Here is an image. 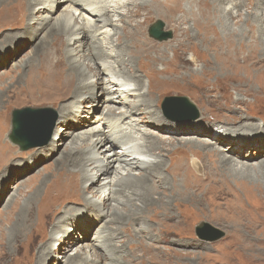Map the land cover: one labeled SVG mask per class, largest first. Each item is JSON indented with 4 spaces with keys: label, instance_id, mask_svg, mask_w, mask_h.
I'll use <instances>...</instances> for the list:
<instances>
[{
    "label": "rangeland",
    "instance_id": "rangeland-1",
    "mask_svg": "<svg viewBox=\"0 0 264 264\" xmlns=\"http://www.w3.org/2000/svg\"><path fill=\"white\" fill-rule=\"evenodd\" d=\"M58 1L62 0H56L53 3L52 0L42 2L37 7L38 10L54 5L50 8L51 12L48 11V8L41 9L31 16L28 15L29 17L27 16L25 21L20 19L22 17L20 15L25 14L24 11L20 12V10H15V12L7 15H0V108L3 109L2 111L5 110L3 115L6 117L7 123L0 125L3 131L0 136V150L4 142L13 149L10 159L6 157L1 161L3 157L0 158V224L5 234L9 226L5 213L10 205L14 207V202L23 203V199L29 196L30 190L35 188H40L43 195L48 185L64 172L63 170L67 165L64 157L67 156V150H71L70 144L74 140L78 143L84 140L87 143L94 141L96 139L94 134L88 135L85 139V133L103 130L104 120L102 116H105L107 107L116 109L115 106L107 105L104 102L100 104L98 101L84 103L83 98L87 94L83 93L81 95L82 100L75 105V108L71 110L69 108L68 118L77 119L79 122L75 125L61 117L60 109H62L63 103L56 104L54 96L48 95L49 90H45L46 92L43 94L41 91L34 93L35 95L32 93L31 96L35 97V101H29L28 95L24 93L32 81L38 77L43 82L51 83L50 87L57 86V81L55 79L49 81L48 77L54 73L57 77L68 73L69 70L67 69L70 65L65 50H74L72 60H80L81 57V63L85 62L87 66L92 64L89 59H91L93 52L92 49L87 48V45L91 43V38L88 36L68 37L64 47L58 43L57 35L46 37L53 23L46 25L48 15L56 19L68 13L76 14V18L80 14V8ZM195 1H199V3L195 6V10L190 11L193 15L189 19L180 15L189 7L192 10L188 0H181L178 5L172 4L171 7L173 8L180 7L177 11L172 8L161 7L163 11L156 12L150 6L142 4L130 10L136 9L145 15L140 23L131 25L134 30L128 31L123 28L122 23L117 22H114L113 29L108 30L109 34L118 33L116 39H112L115 42L118 39V42L120 41L125 45L126 55L127 53L131 55L130 46H135L141 32L145 34L148 41L163 47L161 50L150 47L143 53L132 54L134 57H128L129 62L122 67L125 75L129 77L127 79H132L131 75L138 74L137 69L145 64L156 68L154 72L149 71L152 90L150 94H144L146 100L139 105V109L146 107L144 102L147 104L148 102H156V107H161L163 110V104L167 100L179 97L186 98L193 104L197 114L192 110L188 113L172 108L175 104L168 103L170 105L168 114L163 110V113L168 115V117L165 116L167 123L189 125L193 122L197 127L203 124L209 129V131L200 133L202 136L189 134L190 131L183 132V129L180 130L181 127L175 129L171 126L166 127L169 130L174 129L175 133H179L175 135H172V132H169L168 135L163 133V135L154 131L155 137L167 138L164 139L165 146L169 147H166L162 155L157 154V150L149 154L165 160V170H161V172L166 175L169 183L173 182V185L177 187L181 184L187 185V189L181 192L184 193L183 196H176L175 191L170 190L162 182H158L159 175L152 174V182L150 181L149 184H155L150 187L151 190L153 188L154 200L149 204L148 202L143 204L142 201H135V207H141L142 213H146L140 216L146 220L144 223L152 234L142 237L138 228L140 224L143 226V223L142 221L140 223L134 221L133 218L135 219V217H131L132 215L124 218L123 224L108 223L109 228L102 231L110 230L109 232L114 235L112 243L116 244L114 246L117 248V252L113 260L107 259L108 252L111 251L101 248L95 243L97 232L106 222L111 220L112 206L105 210L107 216H99V223L87 231L85 226L89 227L90 220L94 217L90 212H95L97 208L86 207L83 205V200L69 199L65 201L62 206L63 211L57 219L67 217L69 212L72 213V216L68 218L69 223L64 224L60 231L51 235L55 237V240L53 242L50 240L44 244L46 246L49 243H54L58 247L52 255L53 259L52 256H46V264H71L75 257H79L77 260L79 264H109L110 262L116 264L124 258L127 262L125 264H264V165L261 163L264 160V153H260L262 157H259V149L264 150V17L260 15L262 19L256 16L257 13L264 16V0H235V4L239 5L237 10L232 9L234 3L230 0H223V2L221 1L222 4L218 0L214 2L211 0ZM216 3L218 7L215 6ZM207 4L208 6H206ZM191 5H193L192 1ZM200 5L207 7L211 13L208 12L203 16V13L198 10L203 8ZM220 5L226 10L232 11V15L229 14L231 17H225L226 14ZM122 10L123 8L119 9L121 12ZM113 15V19L116 20L117 15ZM125 17L127 16L125 15ZM90 20L93 19L90 18ZM158 20L164 23L165 32L170 31L172 33V38L167 41L160 42L149 35L150 26ZM85 21L78 18L80 24ZM142 21L146 22V26L140 28ZM29 24L31 25L30 29ZM106 36L104 35L101 39L103 40ZM127 42L128 46L126 45ZM113 50L117 49H108V52L113 54ZM44 53L47 55L46 58L43 57ZM126 55L124 53L121 58L125 59ZM106 61H110V59H106ZM167 68L166 77L172 76L170 82L156 87L155 82L165 77L159 75V70ZM146 73L148 74V71ZM109 79L106 74L102 76L100 82L95 85V96L102 97L100 93L105 90L103 88L106 80ZM140 83L144 86L142 92L146 91L148 79L142 77ZM19 94H21L19 98H22L20 102L18 101ZM70 98L72 97L68 99ZM131 100L134 101L135 99L131 98ZM70 102L69 100L67 103ZM27 107L53 110V113H51L52 111L47 112L45 116L47 118L52 116L54 122L51 137L46 142L41 144L37 142L38 144L33 147L23 150L20 146L12 143L9 136L12 132L13 112ZM79 110L80 112H76ZM117 110L116 112H118ZM153 115L156 116V113ZM3 122L1 121V123ZM27 123L28 120L22 119L19 127L25 128ZM247 125L254 128L243 129ZM140 128L145 130L146 126L141 125ZM58 130L61 136H56ZM193 132L197 133L195 130ZM223 132H226L227 139H225ZM221 133L225 142L221 145L216 144ZM189 139L194 140L195 143L205 140L204 142L210 146L207 150L193 148L189 143L186 144ZM229 148H233L235 152L242 155L234 154L228 150ZM209 150L214 151L211 158L205 155ZM95 151L98 149L89 155L90 159L94 156ZM114 151L121 152L119 147L111 150V152ZM216 151L220 152L221 155L222 151H225L223 152L225 155L241 163L239 167L250 170V175L245 178L244 175L236 176L230 174L225 168V170L222 169L223 166L217 161V158L222 156L219 153L218 155ZM111 152L107 151L106 155ZM249 154H253L256 158L245 161L244 159L251 156ZM1 155L2 152L0 151ZM169 155L171 157H168ZM192 157H196L199 161L201 174L196 173L189 164ZM228 160L230 159L228 158ZM186 165L188 167L183 171ZM133 171L137 175L145 173L141 170ZM112 178L113 176L107 181L112 180ZM5 187H8L6 191L4 190ZM95 188L97 187L92 186V182L89 183L86 179L80 184L78 190L86 198L96 201L97 197L92 198L98 196ZM216 188L218 191L221 188L225 194L222 193L220 198L214 197L212 194ZM177 189H182V187ZM126 195L133 198L137 194L134 191L127 192L124 196ZM96 204L101 209L105 208V204L101 200L97 201ZM114 204L111 201V205ZM123 209L125 210V207ZM124 210L122 213L126 214L127 210L126 212ZM37 220L36 215L35 221ZM203 222L222 231L223 237L212 242L207 239L208 232L205 236H199L197 227ZM37 231L38 237L34 243L33 240L30 241L25 236L19 254L14 255L15 258L11 260L10 257L3 256L4 260L0 258V264H7L8 262L9 264H18L19 262L22 264L28 260H30L28 264H35V260L40 255V250H36V247L41 243V238L45 234L43 227ZM162 237H166L169 244H160L159 239ZM2 238V233H0V240ZM56 238L61 241H56ZM184 240L186 244H184ZM7 251V249L0 250L1 253Z\"/></svg>",
    "mask_w": 264,
    "mask_h": 264
},
{
    "label": "bare ground",
    "instance_id": "bare-ground-1",
    "mask_svg": "<svg viewBox=\"0 0 264 264\" xmlns=\"http://www.w3.org/2000/svg\"><path fill=\"white\" fill-rule=\"evenodd\" d=\"M46 1L44 0H0V15H7V14L13 13V11L15 12V10L17 11L20 10V12L21 11L25 12V14L21 13L22 15H20L22 16L20 17V19L22 18V21H25V18L28 15L31 16L33 13L39 12L41 9L44 10L45 8H48V11L51 12L50 8H52L54 5H51V7L50 6L43 7L39 10L37 8L40 4H42V2L44 3ZM54 1L56 0H52V3ZM188 1L190 2V3L188 2V4L192 6V10L189 7L187 8V11L181 12L180 14L181 17H185L187 19H189L193 15L191 14L190 11L195 10V6H197V4L199 3V1L196 2L195 0H188ZM191 1L193 5H191ZM211 1L214 2L217 0H211ZM218 1L221 4L223 2V0H218ZM226 1H229V0H226ZM230 1H233L234 3V5L232 4V9L237 10L239 5L235 4L236 1L235 0H230ZM58 2H66L69 6L72 5L78 9L80 8L79 9L80 14L76 18L75 17L76 14L68 13L65 16H59L56 19H53L51 15L50 16L48 15L46 18L47 20L46 25L50 24L51 22L53 23L50 26L48 33L46 34V37H49L51 35H55V36L57 35L58 37L56 38H58V40L57 39L56 40L58 41V43H60L64 47L68 37H71V36L79 37L82 35L88 36L89 38H91L90 40L91 43L88 42L89 44L87 45V48L89 50L92 49V52H93L91 54V59H89L90 62H92V64L91 66H87L85 62L81 63V57H80V60H72L71 57L74 54V50H65L66 56L68 58L67 60L70 65L69 69H67L69 70L68 73L64 74L63 76L60 75L58 77L55 75V73L52 76L51 75L49 76V74H48L49 77L47 76L49 78V81H51V79H55L58 83L57 86L50 87L51 83L43 82L40 79H38L39 78L38 77L37 78L38 80L34 79L32 83L29 85V87L25 89L24 93L28 95L27 97H29V101H35L34 100L35 97L31 96L32 93L33 94L40 93L41 91V93L43 94L46 92L45 90L47 91L49 90L48 95L54 96V102L56 104L63 103V107L62 109H60L61 117L63 119L65 118L68 121H71L75 125L79 123L78 120L74 118L69 119L68 115L70 114V110L72 108H75V105L82 100L81 95L83 93L87 94V96L85 95L86 97L83 98L84 103L98 101L100 104L104 102L107 105L115 106L116 109H114V107H111V108L107 107L105 116H102L103 117L102 119L104 120L103 127H102L103 130L100 129L98 130V132H96V130H93L92 133H89V132L88 134L85 133L86 135L85 139L86 137H88V135L94 134L96 137L94 141H92L91 143H87L84 140L78 143V142H75L74 140V142L70 144L69 147H71V150L69 151L67 150V156L64 157L65 162L67 164L65 169L63 170L64 172L58 175L56 179L54 178L55 181L52 182L50 185H48L43 195L41 194L40 188L32 189L29 192V196L23 199L24 200L23 203H21L20 201L14 202V205H13L14 207L10 205V208L7 209L5 214H6V218H8L7 225L9 226L7 227V231H5L6 234L4 233V229L0 224V233H2V236H3V238L0 240V246H1L0 250L1 251L5 249L8 250L7 252H4V253L0 252V255H1L0 258H2L3 260H4L3 256H8L10 257V260H11L15 258L14 255L16 256L19 254V252L21 251V247H22L25 236H27L30 241L33 240V243H34L35 239L38 237L37 230H41V227H43L45 230V234H43V237L41 236L42 237L41 243L36 247V250H40V255L38 256V259L35 260V264H44L46 256L51 257L53 253L56 252L55 249H58V247H56L57 245H55L54 243H51V244L49 243V245H46V246L44 244L50 240L51 242H53V240H55V237L51 235L53 233L56 234L58 231H60V229L63 228L64 224L69 223L68 218L72 216V213L69 212L67 214V217L65 218L62 217L59 220L57 219V217L62 213L61 211H63L62 206L64 202L69 199L83 200L84 204L83 203L82 204L86 205V207L89 206V207L97 208L95 212L93 211L90 212L94 217L92 220H90L91 221L90 226L89 227L85 226V229L87 228L86 229L87 231H89V228L92 229L96 226V224L99 223V216H105V215L107 216V212H105V210L109 209V207L112 206L111 220L109 222H106V224L102 226V228H100V230L97 232V237H95V243L98 244V246H100L101 248L103 247L111 251V252H108L107 259L109 258L110 260H113L115 258L114 255L117 252V248L114 246L116 244L112 243L114 239V235L109 232L110 230L102 231L103 229L109 228L108 223L111 224V222L113 223L118 222L119 224H123V221L125 220L124 218L132 215L131 217H135V219L133 218L134 221L139 222V223L142 221L143 223L142 224L143 226H141L140 224V227L138 228V232L140 235L142 234L141 235L142 237L152 234V232L149 231L148 227H146L144 223V221L146 220L140 216L144 214L142 213L143 211L142 208L139 206L135 207L136 206L135 201H142L143 204L148 202L149 204V202L152 203V201L154 200V196L152 193L153 188L151 190L150 187L154 186L155 184L154 185L149 184L150 181L152 180L151 179L152 174L154 175L155 173L156 175H159L158 182L159 183L162 182L163 185L165 186L167 185V187L170 188V190L172 189L173 191H175V194H177L176 196L184 194L181 192H184L187 189V185H182V184L179 185L178 187H182V189L178 190L177 189L178 187L176 185H173V182L169 183L166 175L161 172V170H165V166H166L165 160L155 158L152 156V154H149L150 152L157 150L159 152V153L157 152V154L162 155L166 147H169L167 145L165 146L166 143L164 139H167V138H164V139L157 138L155 137L156 135L155 132L162 133V134L164 133L166 135H168L169 132H172V135H175L179 133H175L174 129L181 127L180 130L183 129L184 130L183 132L190 131L189 134H197L199 136H202L200 133L207 131V130L209 131L207 126L200 124L197 127V125H195V123L193 122L190 123L189 125H183L182 123L171 125L167 123L165 116L168 117V115H166L168 113L164 114L163 113L164 109L162 110L161 107H156L155 105L156 102L155 103L148 102V104L144 102V105L146 104V107L144 109L143 108L139 109V105L142 104L143 101L146 100V98L144 97V94L145 93L150 94L152 90L151 89L152 86L149 81V76L151 75V73H149V71L154 72L156 68H152L151 65L149 64H145L143 66L140 65L141 67L137 69L138 74H133V75L130 74L132 76V79H127L129 77L125 75L122 67L126 66V64L129 62L128 57H131V58L134 57V55L132 54L143 53L145 52L147 48H150V47L158 48L160 50L163 49V47L162 45H156L152 43L151 41H148L145 37V34L141 32L139 35V39L136 41V43L134 42L135 46H130L129 50H130L131 55L128 53L126 55L127 51H126L125 45L122 44V42L120 41L118 42V39H117V42L113 41L112 39V38L116 39V36L118 35V33H114V34L108 33V30L113 29L115 25L114 22H117L120 24L122 23L123 28H126V30L128 31L134 30L131 25L132 24L135 25V23H140V21L143 18H145V15H142L143 13H141L140 11H136V9L134 11H130L137 5L138 6L142 4L148 5L156 12L163 11L162 10L163 7L168 8V9L172 8L173 10L177 11L180 9V7L178 6L176 8H173L171 7V5L172 4L178 5L181 2V0H151V1H148V0H144V1L142 0H62ZM241 4H244V3L241 2ZM217 5L218 4L216 3L215 6ZM206 6H208V4ZM220 7L223 8L222 5H220ZM121 8H123L122 12L119 11V9ZM198 10L201 11V13H203V16L208 14V12L211 13V11L207 7L206 8L203 7L202 10L201 8H199ZM259 10H261L260 7H259ZM259 10L258 12H260ZM223 11L226 14L225 17L227 16L231 17L229 15V14L232 15V11L230 9L226 10L225 8H223ZM113 14L117 15L116 20L113 19V16H114ZM125 15L127 17H125ZM260 15L264 17L263 14L261 13L256 14L257 17L259 16L260 18H262ZM78 18L82 19L83 21L87 20L88 22L86 23L85 21L82 24H80L78 22ZM90 18H92L93 20H90ZM142 26L145 27L146 22L142 21L140 28H142ZM30 27L31 25L29 26V29ZM104 35H107V36L106 38H103L102 40L101 38ZM123 35H126V34L123 33ZM126 45L128 46V42ZM111 47L112 49H117V50H113L114 51L113 54L108 52V49L112 50ZM124 53L126 55V58L122 59L121 55H123ZM45 54L46 53L43 54L44 58H46L47 56ZM106 59H110V61H106ZM167 70L168 68L164 70L162 69L159 70V75L161 77H164V76L165 77L160 78L158 81L155 82L154 85L156 87H159L160 84H162L163 86L164 83L170 82V79L172 76L166 77ZM113 71L115 72L113 73ZM147 71H148V74L146 73ZM105 74L108 75L110 79L106 80V84L103 88L105 90H103L100 93L102 97L98 98L97 96H95L94 88H95V85L100 82V79L102 78V76ZM31 77L33 78V76ZM142 77L143 78L146 77L148 79V83L146 85L147 90L143 92H142V88L144 86L143 84L140 83L142 80ZM20 95L21 94H19L18 96L19 102L22 101V98H19ZM69 97H72V98L68 99ZM131 98H134L135 100L132 101ZM69 100L71 102L67 103ZM165 106L169 108L170 105L167 104ZM121 108H123V110H121ZM2 110L3 109L0 108V119H1L0 125L2 124L5 125L7 124L6 117L3 115L5 110L4 111ZM116 110L118 112H116ZM76 112H80V110ZM153 113H156V116L153 115ZM116 117H118L117 120H116ZM127 119L130 122L129 121L127 122ZM112 120H115V122H112ZM1 121H4V122L1 123ZM141 125H145L146 129L145 130L141 129L140 128ZM167 126H171L174 129L169 130L166 128ZM250 128H254V127L247 125L243 129L246 130ZM194 130L197 133H194L193 132ZM2 132H3L2 127L0 126V136L2 135L1 134ZM225 133L223 132L224 136L226 135ZM59 135L61 136V133L58 130L56 131V136H59ZM227 138L228 137H226L225 139ZM193 141L189 139L187 142L186 141L185 142L186 144L189 143L190 146H192L193 148L197 147V148H201L204 150H207L210 146L204 142L205 140L201 141L200 143H195ZM224 142L225 140L222 137V133H221L219 140L217 141L216 144L221 145ZM178 144L180 143L178 142ZM115 147H119L121 152H115V151L111 152V150H113V148ZM95 149H98V151H95L94 156L92 157V159H90L89 155H91V153H93ZM228 150H231L232 152H234V154L242 155L241 153L235 152L233 148L232 149L229 148ZM0 151L2 152V155L0 156V158L3 157L1 161H3V159L6 157L10 159V155H12L13 153L12 147L8 145L6 142L3 143ZM107 151H110L111 153H108L106 155ZM223 152L225 151H222V155H221L220 152L216 151L217 154L219 153L220 156H222V157H218L219 159L217 158V161H219L221 165L223 166L222 169L225 168L226 170H228L230 174H233L236 176L244 175L245 178L250 175L249 174L250 170L245 169L247 170L245 171L243 167H239V164L241 163L237 162L235 159H231L230 157L225 155V153ZM260 153H264V150L259 149V157H262ZM205 155L206 157L211 158V156L214 155V151L209 150L208 152H206ZM250 155L251 154H249V156ZM165 156L167 155L165 154ZM168 157H171V156L169 155ZM228 158L231 161L228 160ZM255 158L256 157H254L252 154L250 157H247L244 160L250 161ZM261 163L264 165V160H262ZM189 164H191V166L193 167L192 169L195 170L196 173L201 174L200 167H199V161L197 160L196 157H192ZM248 166L247 168H250ZM187 167L188 165H186L183 168V171H185ZM133 170H141V171H144L145 173L144 174L140 173L137 175L133 173L134 172ZM251 170L253 171V169ZM112 176H113L112 180L107 181ZM86 179H88L89 183L92 182V186L95 185L97 187L95 188V190L97 191L98 196L92 197V198L97 197L96 201H94L93 199H88L84 195L79 193L78 189L80 187V184L83 183ZM7 189L8 187L4 188L5 191ZM134 191L137 194L135 197L131 198L130 196L128 197L127 195L124 196L127 192H134ZM213 192L214 194L212 195L216 198H220V196H222V193H223L221 191V188L219 189V191H218V188H216V190H214ZM224 194L225 193H223V195ZM16 200L18 199L16 198ZM99 200L103 201V203L105 204V208L101 209V207L97 206L96 202ZM111 201L114 202L115 204L111 205ZM123 207H125V210L123 209ZM123 210L124 212H126L127 210L126 214L122 213ZM36 215L38 217L37 221H35ZM118 231H123V230H118ZM136 233H137V230H136ZM57 240L61 241L60 239L56 238V241ZM159 243L169 244V240L166 237H162L159 239ZM184 244H186V241L184 242ZM78 258L79 257H75V259L71 262V264H79L77 262ZM52 259H53V256H52ZM29 261L30 260L22 264H28L30 263ZM125 263H127L126 258L121 259V261L116 262V264H125ZM7 264H9V262ZM18 264H20V262ZM109 264H115V263L110 262Z\"/></svg>",
    "mask_w": 264,
    "mask_h": 264
},
{
    "label": "water",
    "instance_id": "water-1",
    "mask_svg": "<svg viewBox=\"0 0 264 264\" xmlns=\"http://www.w3.org/2000/svg\"><path fill=\"white\" fill-rule=\"evenodd\" d=\"M149 35L160 42L172 38V33L170 31H164V23L160 20L150 26ZM168 103H174L175 105H173L172 108L180 109L183 112L189 113L191 110L195 112V107L186 98L179 97L167 100V102L163 104L166 113L169 112V108L165 106ZM47 112L53 113V110L47 108L34 109L30 107L15 110L13 112L12 132L9 136L11 142L20 146L23 150L33 147L35 144H38L37 142H39V144L46 142L51 137L54 122L52 116L48 118L45 116ZM22 119L28 120L25 128L19 127V123ZM207 232L209 234H207ZM197 233L201 237L207 234V239L212 242L218 241L224 235L219 229L204 222L197 227Z\"/></svg>",
    "mask_w": 264,
    "mask_h": 264
}]
</instances>
